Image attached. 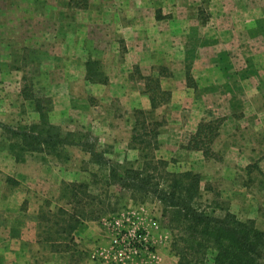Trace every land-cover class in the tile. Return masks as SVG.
Masks as SVG:
<instances>
[{
  "label": "rangeland",
  "instance_id": "374dc122",
  "mask_svg": "<svg viewBox=\"0 0 264 264\" xmlns=\"http://www.w3.org/2000/svg\"><path fill=\"white\" fill-rule=\"evenodd\" d=\"M83 1L0 0V242L31 231L37 241L67 244L49 213L71 211L66 183H85L89 196H79L94 219L73 234L76 264H116L111 241L132 230L143 233L149 250L127 264H178L171 249L175 230L160 201L110 185L111 165L140 168L150 156L165 160L166 171L198 174V201L208 212L230 211L264 230V0ZM176 49L173 65L185 77L190 73L194 99H179L172 110L178 114L169 120L154 110L126 108L132 90H145L136 63L126 73L129 53H163L170 60ZM208 67L220 71L232 96L209 99L201 111L196 105ZM222 81L214 82L218 87ZM236 82L243 84L241 98L238 88L233 94ZM168 101L161 110H170ZM196 109L197 117L187 120ZM134 110L144 113L137 118ZM207 110L225 117L211 158L186 147ZM136 118L145 119L144 125H135ZM40 122L61 133L89 134L102 158L94 161L79 145L58 146L53 153L26 150L1 126L20 132ZM136 126L147 136L132 141ZM32 207L34 215L27 212ZM12 251L8 244L1 264L13 262Z\"/></svg>",
  "mask_w": 264,
  "mask_h": 264
},
{
  "label": "trees",
  "instance_id": "16d2710c",
  "mask_svg": "<svg viewBox=\"0 0 264 264\" xmlns=\"http://www.w3.org/2000/svg\"><path fill=\"white\" fill-rule=\"evenodd\" d=\"M160 74L140 75L144 79V92L149 95L150 110H154L170 96V92L160 86ZM89 76L91 75H88V78L92 79ZM186 82L187 84L192 82L189 72H186ZM143 113L142 110H134L137 118ZM205 114L195 132L189 134L186 147L200 150L205 158H211L214 152L210 145L225 117L212 116L209 110ZM137 118L135 125L140 121L143 126L145 119L141 121L142 118ZM1 126L9 140L17 142L26 150L53 153L58 146L79 145L94 161L102 158L95 151L89 134L61 133L59 128L46 122L33 123L20 132L2 124ZM138 131L139 128L136 126L132 141L143 134L147 136L146 133L140 134ZM147 159L140 168L127 167L119 171L118 166L111 165L110 185L130 190L133 194L152 195L160 201L163 216L175 230L171 249L178 258V264H264V230L258 229L254 221L239 220L230 211L220 216L208 212L198 201L201 197L198 174L192 171L169 172L164 168L167 164L165 160L155 159L153 156ZM159 165L163 168V175ZM66 185L71 189L67 202L72 205L71 211L59 208L56 213H49L51 217L56 216L55 223L59 227L57 232L66 233L64 238L68 239L65 245H59L62 243L50 239L49 243L55 252L70 251L74 244L75 230L83 221L94 219L91 214L85 212L83 208L85 199L79 196L80 192L85 197L89 196L85 190L88 185L75 182ZM59 220L62 222L59 223Z\"/></svg>",
  "mask_w": 264,
  "mask_h": 264
},
{
  "label": "crops",
  "instance_id": "0c3cea01",
  "mask_svg": "<svg viewBox=\"0 0 264 264\" xmlns=\"http://www.w3.org/2000/svg\"><path fill=\"white\" fill-rule=\"evenodd\" d=\"M88 0H84L82 4H86ZM260 23L263 22L264 24V19H261ZM178 49L174 50L172 52V55L170 57V60L164 59V54H158V55H136L133 54L132 52L129 53V71L126 73L132 72V68L130 67L131 61L132 63H136L138 65V68L140 70V75L142 76H148L150 74L155 75L157 72L156 69L159 67H163V71H161L159 82L160 86L170 92L169 96V101L166 102L165 104L170 108V110H161V108H165V105L162 104V106H158L154 109L155 112L161 113L164 115V118L169 120L173 119L175 115L178 114L177 111H172L174 108H176V104L179 102V99H194L191 97V89L188 87L187 82H186V77L184 73H181L180 70H178L174 65H173V59L175 56H177ZM174 56V57H173ZM178 57V56H177ZM168 58V57H167ZM156 67V68H155ZM159 71V70H158ZM158 76V74H157ZM193 78L197 81L200 76L198 75H192ZM127 75L124 76L126 78ZM203 77L206 80V83L200 87L203 89L202 93V98L200 99V103H198L196 106L198 108H201V111H203L205 108L204 104L205 102H208L209 99H220V96H224L227 92V88L229 85L226 86L225 80L222 81L223 76L221 75L220 71L216 67H208L204 71ZM141 78V77H140ZM123 79V78H122ZM142 79V78H141ZM144 80V79H142ZM222 81V86H216L217 82L215 83L214 81ZM236 80L241 81V78H236ZM110 81V80H109ZM126 81H128L126 79ZM105 83L104 81H102ZM240 84V85H239ZM242 85V87H241ZM238 86V87H237ZM129 87L131 85L129 84ZM222 87V92L221 91H213L211 88H219ZM227 87V88H226ZM238 88L239 93H240V98L241 94L243 92V84L242 82H236L235 87H234V93L237 94ZM245 89V88H244ZM132 95L128 96L127 99L129 100V104L126 106V108H142V109H150V100H149V95L146 92H142L140 90L137 91H131ZM230 94V93H229ZM230 96H232L230 94ZM235 99V95H233ZM126 99V98H122ZM178 100V101H177ZM184 106V105H183ZM209 108V107H208ZM181 111V110H179ZM197 109L195 111H190L189 116L187 117V120L189 119H195L197 117ZM203 113H199L198 118L202 116ZM196 124V123H195ZM185 125V124H184ZM197 125V124H196ZM190 130H192L193 123H190ZM28 213L35 214V209L29 208L27 210ZM21 233H24L25 230H23V227H20ZM79 226L75 230L74 233L79 232ZM27 234L25 237L22 235L21 238H14L9 240H6L4 242H0V258L4 256V250L6 247L12 248V256L13 257V262L11 264H76L77 259L72 258L73 251H62V252H55L51 248V244L49 242H43V241H37V234L36 233H31L26 232ZM77 240V239H76ZM10 242V243H9ZM1 264V260H0Z\"/></svg>",
  "mask_w": 264,
  "mask_h": 264
},
{
  "label": "built area",
  "instance_id": "2783aa9c",
  "mask_svg": "<svg viewBox=\"0 0 264 264\" xmlns=\"http://www.w3.org/2000/svg\"><path fill=\"white\" fill-rule=\"evenodd\" d=\"M149 245L143 233L137 230L119 232L112 241L109 254L116 264H127L132 255L148 251Z\"/></svg>",
  "mask_w": 264,
  "mask_h": 264
}]
</instances>
